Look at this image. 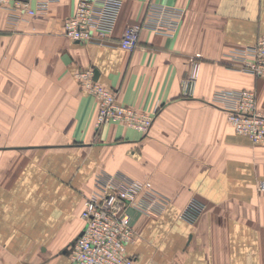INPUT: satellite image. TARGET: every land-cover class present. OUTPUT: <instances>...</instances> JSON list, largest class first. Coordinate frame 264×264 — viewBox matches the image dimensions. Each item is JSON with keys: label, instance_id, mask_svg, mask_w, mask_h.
<instances>
[{"label": "crops", "instance_id": "0c3cea01", "mask_svg": "<svg viewBox=\"0 0 264 264\" xmlns=\"http://www.w3.org/2000/svg\"><path fill=\"white\" fill-rule=\"evenodd\" d=\"M76 1L15 27L0 9V264H48L56 252L53 264H68L85 198L124 180L150 181L170 200L157 217L129 211L133 264H264V142L211 104L217 91L249 89L264 115V78L226 57L264 34V0H122L113 42L149 3L185 12L174 37L141 32L133 52L67 39ZM86 69L153 117L148 133L95 128L97 101L75 77ZM193 198L204 211L189 224L179 215Z\"/></svg>", "mask_w": 264, "mask_h": 264}, {"label": "built area", "instance_id": "2783aa9c", "mask_svg": "<svg viewBox=\"0 0 264 264\" xmlns=\"http://www.w3.org/2000/svg\"><path fill=\"white\" fill-rule=\"evenodd\" d=\"M61 0H0V9L6 10L8 24L15 27L23 17L46 14L53 4ZM122 0H77L73 13L63 23V35L74 42L119 48L133 52L138 46L141 32L172 38L183 21V9L158 3H149L141 21L125 27L117 42L111 41L121 9ZM226 57L235 68L257 78H264V34L252 47L229 51ZM91 69L75 74L81 88L94 97L98 104L95 128L117 123L140 133H148L153 117L120 103L115 92L93 80ZM193 77L184 82L185 93L193 85ZM211 104L226 114L233 130L247 137L253 145L264 142V115L257 109L253 90L217 91ZM170 200L158 192L150 181L124 180L119 184L107 182L103 188L91 193L83 203L80 218L81 234L77 236L68 254V264H133L127 246L134 241V229L129 211L146 217L161 215ZM204 205L197 198L189 201L179 218L195 223Z\"/></svg>", "mask_w": 264, "mask_h": 264}, {"label": "rangeland", "instance_id": "374dc122", "mask_svg": "<svg viewBox=\"0 0 264 264\" xmlns=\"http://www.w3.org/2000/svg\"><path fill=\"white\" fill-rule=\"evenodd\" d=\"M85 199H86V198H85ZM80 232H81V231H80ZM80 232H79V233H80ZM78 235H79V234H78ZM78 235H77V236H78ZM77 236L74 237V238L72 237V238H71V241H70V242L68 243V245L65 247V251H66V253L64 254V255H65V258L68 257L69 251H70L71 246H72L71 244L75 242ZM62 256H63V255H62L60 252H56V254H53L52 257H51L50 259H47L46 261H47L48 264H49V263H50V264H51V263L53 264L54 262H56V258H57V261H58V260L61 259Z\"/></svg>", "mask_w": 264, "mask_h": 264}, {"label": "water", "instance_id": "95a60500", "mask_svg": "<svg viewBox=\"0 0 264 264\" xmlns=\"http://www.w3.org/2000/svg\"><path fill=\"white\" fill-rule=\"evenodd\" d=\"M96 78H97V73L94 72V80H96ZM80 234H81V233H79V235H80ZM71 245H73V243H72Z\"/></svg>", "mask_w": 264, "mask_h": 264}]
</instances>
